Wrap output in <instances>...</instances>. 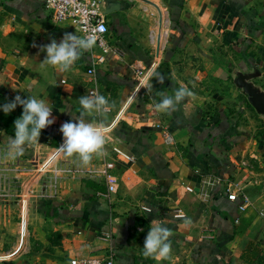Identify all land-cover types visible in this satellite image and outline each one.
<instances>
[{
    "label": "crops",
    "instance_id": "1",
    "mask_svg": "<svg viewBox=\"0 0 264 264\" xmlns=\"http://www.w3.org/2000/svg\"><path fill=\"white\" fill-rule=\"evenodd\" d=\"M135 1L103 0L112 21L110 41L119 49L99 67L98 88L113 106L106 116L87 117L102 132H113L118 147L135 161L116 170L120 198L117 193L106 196V185L91 178L76 181L79 194L70 188L71 206L60 208L69 219L64 224L75 232L69 256L104 255L113 249L117 264H259L244 261L242 254L250 242L264 254V240L255 241L261 235L264 194L258 196L249 181L230 200L226 178L245 179L249 168L239 165L248 157L264 156V136L256 139L247 125L250 111L255 121L264 114L245 94L248 107L218 104L216 112L199 86L210 78L229 82L230 76L232 83L239 72H256L253 82L264 91V0H150L161 6L147 13L136 9ZM66 32L70 25L55 22L45 0H0V94H30L52 108L54 123L42 130L54 149L51 154L63 142L61 125L79 115V97L93 86L86 73L87 52L62 74L41 66L46 52L40 46L53 38L60 42ZM154 62L157 70L151 69ZM181 86L193 95L174 111H158L163 96H174ZM139 98L143 104L127 111ZM235 110L244 123L233 121ZM165 132L173 136L172 145L164 142ZM85 180L105 189L96 190ZM127 194L145 197L130 200ZM161 223L172 231L170 256L145 258L147 231Z\"/></svg>",
    "mask_w": 264,
    "mask_h": 264
},
{
    "label": "rangeland",
    "instance_id": "2",
    "mask_svg": "<svg viewBox=\"0 0 264 264\" xmlns=\"http://www.w3.org/2000/svg\"><path fill=\"white\" fill-rule=\"evenodd\" d=\"M132 4L144 13L151 10L157 12L156 5L157 8L161 6V4L151 3L150 0H136ZM110 24H112V21H110ZM163 39L164 36L159 38L156 42L157 47L162 45ZM157 68L156 66L155 69L157 70ZM234 75L233 72V78ZM234 79L231 83L230 76L229 82L210 78L208 82L200 83L199 89L205 91L210 108L214 106L213 110L217 112L219 109L218 104L228 106V104L235 103L236 107L245 104L247 106L245 97L247 94L244 91H242L243 94L238 91L235 93L236 88L233 86L237 87V85L234 83ZM145 83L148 86L147 80ZM14 98L15 96L0 94V105L10 102ZM138 103L143 104V98L136 99L127 111ZM22 111V106L18 105L10 114L18 118L22 115ZM207 112L209 113L211 110ZM234 112H237V114L232 115L233 121L236 124L244 123L242 121L244 119L243 114H240L238 110ZM0 113L4 114L2 109H0ZM214 113V111L211 112V114ZM252 114H254V111L249 112L247 125L252 127L253 136L260 139L264 136V119L255 121L252 119L255 114L253 116ZM126 115L124 114V117ZM12 123L14 130V122ZM101 133L106 140L104 146L106 155H93L89 164H100L104 160H111L118 155L115 150L118 147V139L113 132L101 131ZM11 137L13 136L6 132L5 127L0 122V264H51L63 261L71 255L68 252L69 243L74 241L73 235L75 232L70 228V223L64 224L69 219L61 213L60 208L71 206L68 203V197L71 196L68 195V192L70 193V188L71 190L73 188L76 191L75 194H79L76 181L82 178L64 172L63 169L67 166L82 165L83 163L78 156L68 157L62 152L54 163L41 171V166L54 151V149L48 147L49 137L41 131L39 140L25 145L24 153L15 157L9 155L8 145ZM259 157L260 159L248 157L245 164L241 163L239 165L241 169L245 166L249 168V175H245L246 180L244 178L237 180L236 176L226 178L228 182L233 183V188L238 192L242 190L244 183L249 184V181H252L249 185L258 188V196L264 194V156ZM129 187H135V185L130 184ZM120 192L117 193V198L122 196ZM127 196L129 195L127 194ZM144 197L143 194H132L129 199L142 201ZM24 198H27L28 206L24 205L27 208H23L25 225L22 226L21 212ZM261 198L264 199V195ZM262 203L263 218L259 222L261 229L258 230L261 237L256 236L255 241L257 242L264 240V200Z\"/></svg>",
    "mask_w": 264,
    "mask_h": 264
},
{
    "label": "clouds",
    "instance_id": "3",
    "mask_svg": "<svg viewBox=\"0 0 264 264\" xmlns=\"http://www.w3.org/2000/svg\"><path fill=\"white\" fill-rule=\"evenodd\" d=\"M96 45V36L86 34L78 36L72 32H66L60 42L52 39L50 43L40 46L41 52H46V57L41 61V66H51L58 73H65L74 66L84 52L90 51ZM29 86L28 92H30ZM27 92V93H28ZM193 93L181 86L175 91L174 96H163L161 102L156 104V109L162 112L174 111L177 104ZM82 111L75 115L73 120L64 122L59 131L62 133L63 142L60 151L66 156H78L84 165H88L93 155H106L104 146L105 137L101 133V126L92 123L87 117L96 113L106 116L113 106L109 100L97 93L90 91L88 95L79 97ZM20 105L23 108L22 115L14 121V136L9 139V155L15 157L22 155L25 145L39 140L41 131L54 123L52 108L43 100L33 95L22 98L16 95L14 100L0 105L5 115L10 114ZM150 213V209H146ZM187 222V221H186ZM172 231L164 224H155L148 231L143 242V256L153 258L156 261L167 260L171 253L169 238Z\"/></svg>",
    "mask_w": 264,
    "mask_h": 264
},
{
    "label": "built area",
    "instance_id": "4",
    "mask_svg": "<svg viewBox=\"0 0 264 264\" xmlns=\"http://www.w3.org/2000/svg\"><path fill=\"white\" fill-rule=\"evenodd\" d=\"M45 7L55 22L69 24L72 33L75 32L78 36L91 33L96 36V45L87 52L90 63L86 73L90 75L93 80V86L88 90V94L93 90L99 93V67L112 56L118 54L119 49L110 41L111 30L108 12L103 0H45ZM164 35L165 33L163 32V36ZM163 36L160 35V38ZM151 38L153 41L155 40V37L151 36ZM156 66L157 64L154 62L151 69L153 70ZM164 142L167 145H172L174 143L173 136L165 132ZM115 150L118 155L111 160L106 159L100 164L91 163L88 165L67 166L63 170L76 177L91 178L104 183L107 187L106 196L110 198L112 194L117 193L120 185L116 170L121 167L122 164L135 161V156L124 151L122 148L116 147ZM233 186V183H226V191L230 200H236L238 197V190L234 189ZM25 203H27L28 206L27 198H24L22 205V226L25 225L23 213ZM241 207L243 208L244 206ZM51 264H117L116 252L112 249L104 255H74L66 257L63 261Z\"/></svg>",
    "mask_w": 264,
    "mask_h": 264
},
{
    "label": "water",
    "instance_id": "5",
    "mask_svg": "<svg viewBox=\"0 0 264 264\" xmlns=\"http://www.w3.org/2000/svg\"><path fill=\"white\" fill-rule=\"evenodd\" d=\"M257 75L258 73L256 72H239L237 77L234 79V83L247 94L249 102L257 110V112L264 114V91L253 82V78Z\"/></svg>",
    "mask_w": 264,
    "mask_h": 264
},
{
    "label": "trees",
    "instance_id": "6",
    "mask_svg": "<svg viewBox=\"0 0 264 264\" xmlns=\"http://www.w3.org/2000/svg\"><path fill=\"white\" fill-rule=\"evenodd\" d=\"M16 116L13 114H1L0 113V122L1 124L5 127L6 132L11 135L14 136V130L12 128V122H14ZM86 185L96 189V190H104L105 188L103 186H101L100 184L96 183L95 181L92 180H85ZM261 249L259 245H256L254 242H250V244H248V247L246 248V250L243 252L242 254V259L244 261H256L259 264H264V254H260Z\"/></svg>",
    "mask_w": 264,
    "mask_h": 264
},
{
    "label": "bare ground",
    "instance_id": "7",
    "mask_svg": "<svg viewBox=\"0 0 264 264\" xmlns=\"http://www.w3.org/2000/svg\"><path fill=\"white\" fill-rule=\"evenodd\" d=\"M59 154H61V151L59 149H57L54 154H51L47 158V160L45 161V163L41 166L40 170L41 171H44L48 166H50L52 163H54V161L57 159V157L59 156ZM25 205H27V203ZM24 208H27V207H24Z\"/></svg>",
    "mask_w": 264,
    "mask_h": 264
}]
</instances>
